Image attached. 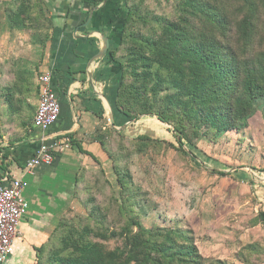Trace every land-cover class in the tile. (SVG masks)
<instances>
[{
    "label": "rangeland",
    "instance_id": "rangeland-1",
    "mask_svg": "<svg viewBox=\"0 0 264 264\" xmlns=\"http://www.w3.org/2000/svg\"><path fill=\"white\" fill-rule=\"evenodd\" d=\"M27 1L28 8V3H38L36 0ZM177 1L129 0L145 21L153 19V16L176 21L173 10ZM218 3L224 7L228 18V25L225 24L222 33L214 32L218 43L227 45L234 53L243 52L251 59L264 54L263 10L256 12L253 18V14L241 10L243 5L239 0H219ZM15 8L11 0H0V127H4L0 129V135L1 132L6 135L14 121L18 128H22L26 120L31 119L27 113L33 109L27 108V111L23 105L26 106L25 99L32 94L33 75L37 74L32 70L40 64L53 28L47 21L50 18L44 17L38 5L34 7L35 17L30 14L36 22L26 23L22 29L14 28L10 24V13ZM125 10L127 15L126 3ZM246 15L253 18V40L260 44L246 45L243 51L244 40L238 23ZM127 27V31L130 29L135 35L144 37L150 36L152 29L159 32L157 24H142L136 18ZM211 27L212 24L204 25L198 18L191 19L189 28L192 29H187V33L196 35ZM130 46L127 41L125 47L118 49L115 53L117 61L125 63ZM176 58L175 55L173 59ZM8 93L14 100L15 109L18 107L20 111L18 117L14 112L11 114L9 123L1 121L13 108L4 100ZM148 98L142 96L140 100L148 101ZM184 119L188 122L182 121L185 136H181L174 134L172 125L162 124L156 117L139 115L134 123L126 119V124L135 133L133 136H124V142L116 137L108 142V150H112L118 159L117 166L127 172L132 183L131 190L136 197L131 204L134 215L146 230L180 232L196 247L203 259L202 264H264V221L259 217L264 212V107L241 121L238 128L220 134L207 132L197 125L198 116L191 122L186 116ZM104 128L122 134L121 129L110 128L109 125ZM140 135L149 136L159 144L141 153L132 152L138 146L133 139ZM177 137L181 138L184 151L189 155L172 148ZM88 171L98 172L100 168ZM106 171L110 186H101L94 194V201L105 213L108 225L118 229L125 221L119 207L128 209V205L120 200V189L111 169ZM218 172L225 175L219 176ZM79 207L81 212L73 210L75 213H72L68 209L67 216H82L84 212ZM116 245L119 246L120 241L113 239L106 246L113 249Z\"/></svg>",
    "mask_w": 264,
    "mask_h": 264
},
{
    "label": "trees",
    "instance_id": "trees-1",
    "mask_svg": "<svg viewBox=\"0 0 264 264\" xmlns=\"http://www.w3.org/2000/svg\"><path fill=\"white\" fill-rule=\"evenodd\" d=\"M26 1L11 0L16 8L10 13V24L16 29L25 28L26 23L36 22L33 17L37 3H28V8ZM239 1L243 5L241 10L253 14V18L259 10L264 12V0ZM83 2H92V8L97 5L95 0ZM218 2L179 0L173 10L176 21H167L159 16L145 21L139 16L135 5L125 0L127 15L121 29L120 44L110 53V58L121 70L114 108L128 122H136L139 115L154 116L160 123L172 125L175 135L185 136L182 127V121L188 122L185 116L190 122L198 116L197 125L204 127L207 132L220 134L238 128L241 121L264 107V54L251 59L243 52L234 53L227 45L218 43L214 32L222 33L225 24L228 25L224 7ZM134 18L142 24H157L159 32L152 29L150 36L144 37L135 35L130 29L127 31V26L133 23ZM197 18L204 25L212 24V27L196 35L187 33V29H192L189 28L191 19ZM253 18L246 15L238 23L241 39L244 40L243 51L246 45L260 44L253 40ZM127 41L131 46L127 48L128 55L123 63L116 60L115 53L121 46L125 47ZM175 55L177 58L173 59ZM9 96L8 93L4 100L13 108L1 119L8 123L13 112L20 114ZM142 96L151 98L141 102ZM98 119L100 123L91 140L101 146L109 160L115 183L120 189V200L128 205V209L119 207L121 217L125 218L124 224L118 229L111 228L105 213L95 204L94 194L97 190L104 185L110 186L105 171L81 168L75 176L73 198L84 213L82 216L60 217L47 241L35 249L36 264H202L203 259L196 247L180 232L170 229L146 230L141 225L131 205L136 197L131 190L130 178L127 172L117 166L118 159L107 146L112 138H120L123 142L125 138L114 129H105L106 120L102 117ZM109 126L112 128L114 125L112 123ZM1 134L3 138L4 132ZM67 138L76 145L72 135H67ZM133 140L138 146L131 151L137 153L159 144L146 135ZM187 143L191 146L190 142ZM175 144L171 145L172 148L190 154L184 151L180 137H177ZM78 150L99 166L92 155ZM217 174L225 175L222 172ZM116 204L119 205L118 202ZM259 217L264 221V212ZM113 239L119 240L120 245L109 249L106 245Z\"/></svg>",
    "mask_w": 264,
    "mask_h": 264
},
{
    "label": "crops",
    "instance_id": "crops-1",
    "mask_svg": "<svg viewBox=\"0 0 264 264\" xmlns=\"http://www.w3.org/2000/svg\"><path fill=\"white\" fill-rule=\"evenodd\" d=\"M36 1L44 17L50 18L47 21L53 28L42 60L32 70L37 74L33 75L32 94L25 99L29 105H23V109H33L29 111L31 114L27 113L31 115V119L26 120L29 125L25 123L18 128L14 121L6 137L0 135V179L7 175L28 184L24 191L28 211L18 227L14 253L3 264H36L35 249L47 241L60 217L67 215L68 209L72 213L81 212L73 198L78 171L100 168L107 173L110 162L101 146L91 140L100 123L98 117L110 125L111 116L113 127L121 129L123 136L135 134L114 108L120 69L111 60L110 53L118 46L126 17L124 0H95L97 5L93 8L92 2L83 0ZM46 71L52 72L51 84L60 100L61 112L45 135L61 140L72 135L78 147L70 143L58 154L55 165L27 172L25 163L33 155L41 136L32 126L38 103L37 77ZM78 148L92 155L99 166Z\"/></svg>",
    "mask_w": 264,
    "mask_h": 264
},
{
    "label": "built area",
    "instance_id": "built-area-1",
    "mask_svg": "<svg viewBox=\"0 0 264 264\" xmlns=\"http://www.w3.org/2000/svg\"><path fill=\"white\" fill-rule=\"evenodd\" d=\"M52 72L46 71L37 77L38 103L32 126L41 132L33 155L25 163V170L31 172L40 167H52L58 154L67 149L70 140L45 135L54 125L61 112L60 100L51 84ZM28 184L23 179L4 176L0 179V264L5 263L14 253V242L18 237V227L28 211L24 191Z\"/></svg>",
    "mask_w": 264,
    "mask_h": 264
},
{
    "label": "water",
    "instance_id": "water-1",
    "mask_svg": "<svg viewBox=\"0 0 264 264\" xmlns=\"http://www.w3.org/2000/svg\"><path fill=\"white\" fill-rule=\"evenodd\" d=\"M109 123H110L111 125H112V123H113V122H112V117H111V116L109 117Z\"/></svg>",
    "mask_w": 264,
    "mask_h": 264
}]
</instances>
